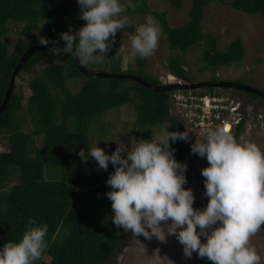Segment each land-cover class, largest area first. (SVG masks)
<instances>
[{
    "label": "trees",
    "instance_id": "obj_1",
    "mask_svg": "<svg viewBox=\"0 0 264 264\" xmlns=\"http://www.w3.org/2000/svg\"><path fill=\"white\" fill-rule=\"evenodd\" d=\"M212 1L192 0L189 20L174 27L169 25L166 12L151 11L159 19V29L171 50L188 52L205 40L206 70L240 62L246 52L241 38L232 41L227 50H218L217 38L204 34L203 18ZM170 3L180 8L183 0H170ZM62 4L63 0H0V107L12 72L29 48L40 45L42 37L49 42L62 40L60 33L68 31L70 25L76 31L86 23L80 19L77 0L66 10ZM230 5L264 16V0H233ZM133 10L147 12L149 9L126 7L125 12ZM14 27H21L22 33L41 30L42 34H31L26 41H18L15 49L10 51L4 37ZM50 49L35 51L20 72L42 64L41 51ZM107 55L103 62L109 72L130 73L121 69V61L111 46ZM136 61L144 68L148 59L137 56ZM101 66L102 63L86 67L106 71ZM168 67L179 78L187 79L176 56L170 57ZM80 77H83L81 89L70 90L67 83ZM141 77L153 85H163L153 76L144 74ZM30 87L32 94L28 102L34 124L32 132L21 129L18 113L24 106L23 96L18 95L15 88L6 109L0 114V134L9 133L6 135L8 149L0 151V248L10 240L19 241L31 217L48 226V247L34 264H110L127 232L112 222L113 212L108 205L112 202L101 190L104 184L95 160L89 158L82 162L78 152L83 148L87 154L92 146L90 127L97 119L108 110L126 105H133L137 111L136 128L149 129L169 119V131H181L171 116L170 93L152 90L132 79L86 75L70 53H66L61 61L51 59L30 80ZM71 120L74 128L69 126ZM244 122L245 119L240 129ZM239 132L236 134L240 135ZM36 136L43 137L41 145L36 144ZM170 146L175 149L176 160L185 163L183 140L171 142ZM112 172L114 169L109 174ZM12 180L16 182L10 185ZM204 259L206 264H213L206 257Z\"/></svg>",
    "mask_w": 264,
    "mask_h": 264
},
{
    "label": "clouds",
    "instance_id": "obj_2",
    "mask_svg": "<svg viewBox=\"0 0 264 264\" xmlns=\"http://www.w3.org/2000/svg\"><path fill=\"white\" fill-rule=\"evenodd\" d=\"M77 2L80 19L86 23L76 31L70 25L68 31L60 33L66 46L52 48L50 52L70 53L82 66L102 63L116 33L127 26L121 14L135 4L133 0H127L126 5L121 0ZM162 35L148 19L131 37L127 56L146 59L153 54ZM39 43L48 45L49 41L42 37ZM175 77L174 82L165 84L186 83ZM225 89L232 88H215L213 94H206L224 97L228 104L237 106L236 110L229 108L231 115H236L234 122L229 123L230 129L223 125L209 128L203 140L196 139L190 149L208 161V166L201 170L205 177L204 196L209 198L203 209L193 207V190L183 187L187 183V164L176 160L175 149L170 146V141H189L187 129L181 132L161 127L151 139L136 140L130 148L118 146L110 155L98 144L91 146L87 154L80 149L78 155L82 162L93 158L100 169L107 170L109 163L113 165L114 172L106 181L111 190L106 196L112 202L111 219L117 228L131 231L135 237H156L161 242L174 235L187 258L195 252L213 264H260L261 256L250 238L264 226V150L242 135L244 126H239L244 119V125L248 122L243 110L247 106L234 94L227 96ZM177 90L180 89L170 92ZM199 93V97L204 96ZM47 232V224L30 217L22 238L10 240L0 248V264H34L48 247Z\"/></svg>",
    "mask_w": 264,
    "mask_h": 264
},
{
    "label": "rangeland",
    "instance_id": "obj_3",
    "mask_svg": "<svg viewBox=\"0 0 264 264\" xmlns=\"http://www.w3.org/2000/svg\"><path fill=\"white\" fill-rule=\"evenodd\" d=\"M127 3V0H121ZM233 0H214L205 10L203 18V32L206 35L217 38L216 48L218 50H227L228 46L235 39L241 38L245 46V57L242 61L232 65H223L212 67L206 70V61L203 57V51L206 48L204 41H201L196 47L188 52H177L171 50L166 36L163 34L158 41L157 48L152 55L147 57L148 61L144 68H141L136 61V57L127 56V50L130 48V39L136 34L138 26L144 24L148 19L160 27L159 19L151 13H167V20L170 26H179L189 20V11L192 6V0H183L180 8L171 5L170 0H133L137 7L149 9L147 12L131 11L121 14V19L127 20V26L120 29L115 36V42L111 45L116 54V58L121 61V69L130 73L153 76L159 79L163 84L167 81L174 82L175 75L168 67L169 59L176 56L177 62L185 69L187 79L183 82H201L212 81L213 79L240 81L264 90V16L261 14L247 13L237 10L230 5ZM76 0H63V10L73 7ZM21 27H14L10 34L4 37L10 51L15 49L18 41H26L31 34H42L41 30H34L30 33H22ZM112 37H109L111 40ZM60 48V47H56ZM62 49V48H61ZM123 49V51L121 50ZM44 58L42 64L33 66L28 71H21L15 83V91L18 95L23 96V109L18 113L21 129L25 132H32L34 124L32 115L29 110V96L32 94L30 80L37 76L44 65L48 64L51 59L61 61L66 53L61 52L54 55L50 51H41ZM102 70L109 71L108 66L102 62ZM181 79V78H180ZM83 84V77L73 79L67 83L72 91H79ZM227 96L234 94L242 100L246 108L243 110L247 113L248 122L245 123L241 133L245 139L256 143L264 150V100L261 98H252L246 92L237 89H225ZM214 89L201 88L199 90H177L170 92V107L173 112L171 116L176 119L180 130H189V141H183L186 151L185 163L187 164L186 177L187 183L185 188H191L194 193V208L203 209L208 203L209 198L204 196L206 191L201 170L208 166L206 157H200L198 154L191 152V144L198 140H203L204 134L202 129L192 130L188 127L187 113L181 104L172 101L174 94L182 95V99L188 98L190 93L194 95H204L210 92L213 94ZM224 91V90H221ZM61 97L63 96L60 93ZM239 95V96H238ZM60 106H62L60 104ZM247 109V110H246ZM61 107L59 113L61 114ZM263 116L260 118L259 115ZM243 115V113L241 114ZM62 116V115H61ZM230 120L234 122V117ZM137 111L133 105H126L117 109L108 110L104 115L97 119L90 127V137L92 146L98 144L107 154H111L118 146L130 148L132 142L139 139H151L152 135L158 133L161 127L170 125L169 119L164 124L149 129H140L135 127ZM61 120V119H60ZM69 126L74 128L73 121ZM235 129V127H234ZM8 132L0 134V151L8 149L6 135ZM42 136H36V144L41 145ZM171 143V141H170ZM126 155V153H125ZM96 170L102 177L101 190L104 194L111 190L106 181L110 171L114 169L109 163L107 170L98 168V162L95 161ZM16 180L9 184L13 185ZM104 195V196H105ZM107 197V196H106ZM111 206L110 204H108ZM112 211V209H111ZM163 223V222H162ZM168 223H171L169 220ZM213 227H216L214 225ZM166 231V229H165ZM204 238L202 237V240ZM250 243L257 249L261 256L260 264H264V226L250 238ZM110 264H206L204 258L198 257L193 253L191 258L185 257L183 245L175 238L174 235L167 236L166 241L161 242L156 237L146 239L143 235L135 237L131 231L127 232L122 243L116 250V255Z\"/></svg>",
    "mask_w": 264,
    "mask_h": 264
},
{
    "label": "water",
    "instance_id": "obj_4",
    "mask_svg": "<svg viewBox=\"0 0 264 264\" xmlns=\"http://www.w3.org/2000/svg\"><path fill=\"white\" fill-rule=\"evenodd\" d=\"M66 42L63 40H59L56 42H49L48 45H37L29 48L25 54L21 57L19 63L17 64L16 68L12 72L10 83L6 92L5 99L3 101L2 106L0 107V114L6 109L7 104L9 102V99L11 97L12 92L15 88L16 78L18 74L20 73L21 68L28 62L29 58L33 55V53L37 50H43L46 48H56V47H65ZM77 65L82 73L86 75H94V76H101V77H112V78H118V79H132L136 80L143 85L147 86L148 88L155 90V91H164L166 93L180 89V90H195V89H201V88H236L245 90L248 92L255 93L261 97H264V91L260 90L256 87H253L251 85L242 84L236 81H230V80H216V81H201V82H192V83H172V84H163V85H153L146 81L143 77L131 74L127 72H119V73H113L109 71H101L99 69H88L86 66H82L79 64L78 61Z\"/></svg>",
    "mask_w": 264,
    "mask_h": 264
},
{
    "label": "built area",
    "instance_id": "obj_5",
    "mask_svg": "<svg viewBox=\"0 0 264 264\" xmlns=\"http://www.w3.org/2000/svg\"><path fill=\"white\" fill-rule=\"evenodd\" d=\"M181 82V80H177ZM188 98L182 99V95L174 94L172 101H176L187 113L188 127L192 130L202 129L203 134L209 128H215L218 125H230L231 110H236V105L226 102L224 97L218 95L206 94L197 96L190 93ZM172 111V110H171ZM229 111V112H228ZM173 112V111H172ZM238 122V119L235 121Z\"/></svg>",
    "mask_w": 264,
    "mask_h": 264
},
{
    "label": "flooded vegetation",
    "instance_id": "obj_6",
    "mask_svg": "<svg viewBox=\"0 0 264 264\" xmlns=\"http://www.w3.org/2000/svg\"><path fill=\"white\" fill-rule=\"evenodd\" d=\"M242 84H244V83H242ZM252 86V85H251ZM215 89V88H214ZM232 89H235V88H232ZM237 90H241V89H237ZM241 91H243V92H246L247 94H255V93H252V92H248V91H245V90H241ZM255 95H257V94H255ZM239 96V95H238ZM251 96V95H250ZM258 96V95H257ZM252 97V96H251ZM252 98H257V97H252Z\"/></svg>",
    "mask_w": 264,
    "mask_h": 264
},
{
    "label": "bare ground",
    "instance_id": "obj_7",
    "mask_svg": "<svg viewBox=\"0 0 264 264\" xmlns=\"http://www.w3.org/2000/svg\"><path fill=\"white\" fill-rule=\"evenodd\" d=\"M227 128L230 129V125H227Z\"/></svg>",
    "mask_w": 264,
    "mask_h": 264
}]
</instances>
